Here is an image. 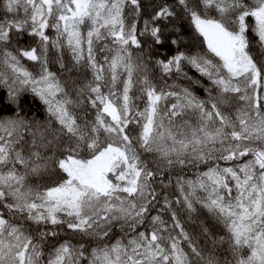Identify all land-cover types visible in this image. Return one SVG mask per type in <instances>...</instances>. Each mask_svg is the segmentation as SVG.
Wrapping results in <instances>:
<instances>
[{
	"label": "snow or ice",
	"instance_id": "obj_1",
	"mask_svg": "<svg viewBox=\"0 0 264 264\" xmlns=\"http://www.w3.org/2000/svg\"><path fill=\"white\" fill-rule=\"evenodd\" d=\"M0 264H264V0H0Z\"/></svg>",
	"mask_w": 264,
	"mask_h": 264
}]
</instances>
